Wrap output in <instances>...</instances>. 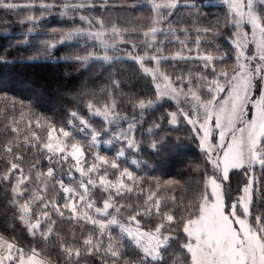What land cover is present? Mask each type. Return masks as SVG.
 Listing matches in <instances>:
<instances>
[{
    "label": "snow or ice",
    "instance_id": "obj_1",
    "mask_svg": "<svg viewBox=\"0 0 264 264\" xmlns=\"http://www.w3.org/2000/svg\"><path fill=\"white\" fill-rule=\"evenodd\" d=\"M148 2L154 13L153 25L159 22L158 17L161 10L171 12L183 4V0H148ZM225 3L228 4L229 11L233 16L231 21L233 26L238 28L241 23L252 26V42L256 45L257 51L254 55L245 57L243 49L246 47L247 33L238 32L235 41L237 65L232 73L223 70L218 72L215 67L214 62L225 60V56L206 52L195 57L203 62L204 69H211L214 76L212 80H208L207 77H199L201 82L208 84L207 91L211 94V99L206 102L201 100L200 95L192 87L191 76L187 80L183 76H177L175 79L178 83L174 86L172 78L159 68L164 60H184L193 59V57H185L180 53L168 57L149 54L148 51H145L142 55L130 58L139 62L143 72L154 81H160L154 84L155 102L139 100L134 107L138 108L140 113L129 117L119 114L116 111V101L111 99L107 89L102 90L105 97L109 98V103L97 107L98 102L94 103L89 99L85 106L91 116L99 117L104 122V127L99 132L76 111L69 112V116L72 118L68 121L69 125L89 139L88 147L99 148L102 143L107 144L109 149L115 146L117 151L114 159L110 160L107 156L101 155L99 151L86 153L85 145L78 141L66 143L65 141L72 137V132L63 127L57 129L54 124H50L46 129V141L41 140L36 132H31V140L36 141L39 148L48 153L46 160L51 165L47 168L46 173L35 172V180L42 185L39 191H46L49 181H55L54 187L58 186L63 192L64 202L62 204L46 199L38 191L26 192L27 183L31 181L32 177L24 174L19 163L9 161L8 171L0 174V181L10 182L13 178L15 180V183L10 185L13 195L10 204L17 209L18 218L25 224L29 235L42 240L56 235L65 264H81V261L88 257L98 258V264H153V262L165 264L164 253L170 248V241L176 239L172 235L171 226L177 222L178 217L174 215L176 209L173 207L177 203L176 196H167L163 193L166 189L171 190L174 186H178L180 182L173 180L165 181L163 184L155 182V189L149 188L146 191L140 186V181L143 178L136 176L127 167L121 170L116 160L125 159L127 163L141 170L143 167H147V162L137 159L128 160L127 157L138 155L141 152L142 144L146 149L158 153L166 142L163 138H153L159 136L158 130L160 129V125L155 123L146 129V140L138 141L136 139L138 126L142 127L144 121L142 113L148 109H154L165 99L176 101L178 105L181 98L191 105L194 115L190 116L178 107L177 112L167 114L168 123L177 126L179 115L192 125L194 130L199 129L196 131L199 146L213 172V175L208 176L203 182L202 192L187 201L189 206L186 209L187 217H179V222L183 224L182 232L186 235V242L183 243L182 248L188 254L190 264H264V215H253L251 210L255 185L258 183L255 169L259 166L264 170V90L261 91L259 99L251 98L252 91L256 87L255 81L259 80L264 87V0H225ZM86 6L93 5L65 3L62 14L66 15L69 11ZM141 6L140 0L135 4L125 5V7L133 9ZM54 7H56L54 3H46L44 0H40L39 3H36V0H30L23 4L12 2V0H0V8L9 10L17 8L51 10ZM190 7L196 8L197 5L192 4ZM196 15L199 13L197 12ZM79 19L86 21L90 26L92 25V21L87 17L80 16ZM27 21L35 24L37 18L28 16ZM96 24L99 26L96 31L89 28L37 33V35H55L57 37L55 41H43L40 46L51 52L62 45H79L80 40L83 39L84 44L81 45V49L85 54L68 58L69 62L81 65L101 62L111 66L113 62L122 59L120 56L108 53L110 50L113 53L119 51L118 43H128L135 49L136 43L124 39L127 35L141 36L143 38L141 43L145 49L159 52L155 46L162 43L158 40V36L164 33V30L159 27L153 26L139 32L136 30L129 32L127 29L118 28L115 24L110 30H105L104 21L100 19L96 20ZM32 31L29 29L28 34H31ZM182 31L187 35V29ZM195 32L194 43L198 53L202 43L201 35H219L211 28H198ZM167 35L176 36V32L170 29ZM109 36L111 40L107 39ZM116 38H119L118 43ZM241 38L245 42H241ZM97 42L102 46V54H98L95 50L88 51L89 48L95 49ZM22 43L31 46L30 40L27 38ZM176 43L184 45L186 48L185 41L180 40L179 36H176ZM203 43L211 42L205 40ZM241 59L246 62L240 63ZM146 60L155 62L156 67H145ZM6 63L7 61L0 60V64ZM221 78L227 82L226 85L220 83ZM185 83L188 85L187 92L184 91ZM112 87L118 89V82L113 80ZM226 88L227 97L217 106V96ZM91 95L94 96L95 93ZM3 99L6 101V107L0 108V114H6L8 111L18 112L20 119H25L26 114L22 109L26 106L23 102H19L20 107L18 108V102L14 98L3 97ZM249 104L255 111L250 120H245L244 115ZM200 110H202L203 123L200 122ZM213 119L215 120L214 126ZM73 121L78 122L81 127L77 128ZM119 121H125L126 127H118L116 131H113V126L117 125ZM237 121H240L243 127L237 128ZM12 123L16 124L18 121L13 120ZM25 123L31 129L33 121L26 120ZM35 127L37 129L42 127L39 119L35 121ZM213 130L218 133V142L215 144L212 143ZM11 132L17 133L19 129L13 126ZM102 136L108 138L103 139ZM22 143L28 147L37 146L30 143L28 135L24 136ZM5 151L9 154L13 152L11 141L5 146ZM86 155H91L94 161L88 165L87 170L82 164ZM15 159L22 160V157L16 155ZM69 159L74 163L71 165L68 178L74 180L72 170L79 173L82 178L76 187L66 186L62 177L57 178L59 166L68 162ZM35 168L36 165H33L30 173ZM102 168L104 175L98 176V184L104 189L108 199L102 202L101 207H96L89 188L97 186V181L92 180L89 174L99 173ZM108 168L119 171V178L115 182L106 179ZM234 170H244L247 180L241 189L242 195L237 197L235 202L229 204L228 211H226L224 182L229 180L230 172ZM85 177H88L87 183H84L83 178ZM125 193H135L143 197V204H120L115 200V197H123ZM26 195L29 197L28 199H24ZM37 201L39 204H36ZM34 204L39 209L38 212L33 211ZM193 206L194 213L191 211ZM238 208L240 215L237 214ZM78 209L80 210L78 211ZM65 210H67V216ZM125 212L129 214L125 216ZM52 214L77 223L90 224L99 232V236L88 234L78 242V247L74 246V243H64L58 234L54 233L55 221L51 219ZM144 217L152 219L154 225L152 228L145 230L142 226L141 219ZM250 219L254 221V225L249 223ZM112 226H116L120 230L121 235L118 239L111 234ZM42 228L45 230L42 231ZM101 237H106L107 242L105 243ZM125 241L135 249V258L132 260L127 258ZM0 264H48V262L37 249L29 248L25 251L15 241H9L0 236Z\"/></svg>",
    "mask_w": 264,
    "mask_h": 264
},
{
    "label": "trees",
    "instance_id": "obj_2",
    "mask_svg": "<svg viewBox=\"0 0 264 264\" xmlns=\"http://www.w3.org/2000/svg\"><path fill=\"white\" fill-rule=\"evenodd\" d=\"M13 1L21 2L26 0ZM103 1L107 6L104 8L99 6L97 11L100 14L98 16L109 18L110 22L117 25L124 22L125 26L129 28V32L132 30L139 32L148 27L147 24L151 15V8L148 5L142 4L141 7L133 9L119 4L118 2L121 0ZM126 1L134 2L136 0ZM192 4L197 5V7H190ZM91 11V9H85L82 10V13H90ZM197 12L199 15H196ZM60 13L62 12L57 6L51 10L40 8L9 10L0 8V60L7 61L6 64H0V108L6 107V101L3 97L14 98L18 102V108L20 107L19 102H23L26 106L22 109L26 114L24 120L20 119L18 112L8 111L6 114H0V174L8 171L9 161L19 163L24 174L32 177L31 181L27 183L26 192H29L28 190L32 186H42L35 180V172L46 173L47 168L51 166L46 160L48 153L43 152L37 142L31 140V132H36L41 140L46 141V129L50 124H54L57 129L63 127L65 130L72 132V137L68 138L65 141L66 143L78 141L85 145L86 153L99 151L101 155H105L111 160L115 158L116 147L113 146L109 149L107 144L102 143L99 148H89V139L69 125L68 121L72 119L69 116V112L76 111L99 132L104 127V122L99 117L91 116L85 106L89 99L93 100L94 103L98 102L97 107L109 103V98L105 97L102 90L107 89L111 99L116 101V111L129 117L140 113V110L134 107L139 100L156 101L154 80L143 72L139 62L131 58L123 56L122 59L113 62L111 66L101 62L81 65L69 62L68 58L73 57V55L85 54L81 49V45L84 44L81 43L82 39L79 45H62L51 52L41 47L40 44L43 41H55L57 37L55 35H37V33L70 31L77 22V19L65 18ZM28 16H35L37 23L28 22ZM162 20L164 33L158 36V40L162 43L155 46L159 49V52L148 51L152 54L168 57L176 56L177 53L185 57H193V59L184 60H164L162 65L165 66L167 72L174 79L177 76H183L187 80L191 76L193 79L192 87L199 92L201 100L206 102L211 99V94L207 91L208 84L201 82L199 77H207L208 80H212L214 76L211 73V69H204L202 67L203 62L195 59V57L206 52L217 56H225V60L214 62L218 72L223 70L232 73L237 65V51L232 41L235 26L231 23L232 19L228 6L225 3L211 0H185L177 9L171 12L167 11ZM198 28H211L214 32L219 33V35L212 36L201 35L202 43L199 53L194 43L196 39L195 30ZM29 29L33 30L31 34H28ZM170 29L175 30L176 36H179L180 40L185 41L186 48L184 45L176 43V36L167 35ZM183 29L188 30L187 35L183 33ZM26 34L28 35L26 36ZM25 38L30 40L31 46L22 43ZM124 39L139 45V49L132 51L134 56L143 52L141 43L143 38L141 36L135 34L127 35ZM205 40L211 43H203ZM124 45L131 48L128 43H124ZM122 54L125 53L122 52ZM113 80L118 82V89L112 87ZM177 83L175 79V84ZM220 83L222 85L227 84L222 78ZM255 84L253 98L259 97L261 91L264 90L262 82L257 80ZM187 90L188 85L185 83L184 91ZM92 93H95V95H91ZM226 93L227 88L224 92L218 94L217 101ZM178 107L186 110L190 109L194 113L191 105L182 98L178 105L176 101L165 99L157 104L154 109H148L142 113L144 121L142 122V127L138 126L136 139L138 141L146 140V129L155 123L160 125V129L158 130L159 136L153 138H163L166 142L158 153L146 149L142 144L141 152L138 155H129L127 157L128 160L137 159L141 162H147V167H143V170H141L127 163L125 159L116 160L121 170L127 167L136 176L143 178L140 181V186L146 191L149 188L154 190L155 182L161 184L168 180L180 182L178 186H174L171 190L166 189L163 193L167 196H176L177 203L173 207L176 209L174 215L178 217L177 222L171 226L172 235L176 239L170 241L171 246L164 253L165 264H190V258L182 248L183 243L186 242V235L182 232L183 224L179 222V217H187L188 212L186 209L189 207L187 201L192 200L194 195L198 196L202 192L203 182L208 176L213 174L211 165L208 163L204 152L200 149L199 140L193 127L187 123L177 126L168 123L167 114L178 109ZM200 112L202 116V110ZM37 119L42 125L39 129L35 127ZM13 120L18 121V123L13 124ZM26 120L33 121L31 129L26 126ZM73 124L77 128L81 127L76 121H73ZM13 126L17 127L19 132H11V127ZM118 127H126V122L119 121L117 125L113 126L112 130L116 131ZM25 135L30 137V143L37 146L28 147L24 145L22 141ZM102 138L107 139L108 137L102 136ZM10 141L13 147L11 154L5 151V146ZM174 150L177 151V154L183 152L184 155L178 157L172 153ZM16 155L21 156L22 160H16ZM93 162L92 156L86 155L84 161H82L85 170ZM73 163L69 159L68 162L58 168L57 178L62 177L65 185L82 179L79 173L74 170H72L74 180L68 178V173ZM33 165H36V168L30 173ZM89 175L92 180L97 181V186H90L93 192L92 197L97 200L108 198L104 189L99 187L98 184V176L104 175V169L102 168L99 173H90ZM255 176L258 178V183L255 185L251 210L253 215H264V170L257 166ZM118 178L119 171L117 169H107V180L115 182ZM83 180L88 182V177L83 178ZM246 180L247 177L244 175V170L230 172L229 180L224 182V197L227 206L242 195L241 189ZM14 183V178L10 182L0 181V231L15 239L17 238L24 245L41 249L48 244V240L38 242L30 236L26 226L18 218L17 209L10 204L13 199L10 185ZM54 185L55 181H49L48 186H53L52 189L54 191L61 192V189L58 186L54 187ZM40 189L38 187V191ZM28 198L27 195L24 197V199ZM115 200L120 204H143V197L135 193H125L123 197H115ZM34 207L35 205H33ZM191 211L195 212L194 206ZM238 212L240 213L239 208ZM128 214L127 212L124 213L125 216ZM54 217L57 216L52 218ZM60 220H52L55 221L53 228L54 233L58 234L64 243H74V246L78 247V242L88 234V231L94 236H99V232L93 226L88 225L89 227H86L82 223L75 221ZM249 223L254 225V221L251 219ZM141 224L147 230L154 226L152 219L149 217L142 218ZM112 232L116 236L120 237L121 235L117 229ZM49 240H55L54 244L58 246L56 235L50 237ZM125 251L128 253V259L132 260L135 258V249L127 241H125ZM95 259L98 263V258ZM95 259H91L92 264H94ZM83 261L88 262V258L82 260L81 263ZM153 264H158V262H153Z\"/></svg>",
    "mask_w": 264,
    "mask_h": 264
},
{
    "label": "rangeland",
    "instance_id": "obj_3",
    "mask_svg": "<svg viewBox=\"0 0 264 264\" xmlns=\"http://www.w3.org/2000/svg\"><path fill=\"white\" fill-rule=\"evenodd\" d=\"M211 1H216V2H221V3H225V0H211ZM13 2H15V1H13ZM28 2H30V0H26V1H21V2H15V3H20V4H23V3H28ZM40 2V0H36V3H39ZM44 2H46V3H54L57 7H59L60 8V12H63V5L65 4V3H70V4H81V3H87L88 5H93V6H91V7H88V6H86V7H84V8H76V9H74V10H72V11H69L66 15H63L62 13H60V15L61 16H63V17H65V18H67V17H70V18H74V19H77V22L75 23V25L72 27V29L71 30H75V29H89L90 28V30H92V31H96V30H98L99 29V26L96 24V20L97 19H100V20H103L104 21V29L105 30H110L111 29V27H112V25L113 24H115L118 28H120V29H127V30H129V28H127L126 26H125V24H124V22L123 23H121V24H119V25H117L116 23H112V22H110L109 21V18H105V17H100V16H98V14H100V13H98V8H99V6H102V8H104L105 6V3H104V1L103 0H44ZM138 2V0H136V1H134V2H132V1H126V0H121V1H119L118 3L119 4H123V5H132V4H135V3H137ZM140 2L142 3V4H146V5H148L150 8H151V6H150V3L148 2V0H140ZM183 2H185V0H183ZM227 6H228V4L227 3H225ZM85 9H91L92 11L90 12V13H82V10H85ZM228 9H229V7H228ZM169 12V11H168ZM167 13V11L166 10H161V14H160V16L158 17V20H159V22L156 24V25H153L152 24V18H153V15H154V13H153V11L151 10V15H150V21H149V23L147 24V28H149V27H153V26H155V27H159V28H161V29H163V27H162V19L164 18V15ZM97 14V15H96ZM80 16H84V17H87L89 20H91L92 21V25L90 26L86 21H82V20H80L79 19V17ZM230 16H231V19H233V16H232V14L230 13ZM147 28H145V29H143V30H146ZM70 30V31H71ZM235 32H234V37H233V39H232V41H233V43H234V45H235V41L237 40V33L238 32H240V33H247V38H246V47L243 49V53H244V56L245 57H250V56H252V55H254L255 53H256V51H257V49H256V45L252 42V26L250 25V24H247V23H241V25H240V27H235V30H234ZM125 38V37H124ZM107 39H109V40H111V37L109 36V37H107ZM117 39V43H118V40H119V38H116ZM241 42H245L244 41V39L243 38H241ZM82 44L84 43V40L82 39V42H81ZM137 45V44H136ZM118 48H119V51H116L115 53H113V51L112 50H110L109 51V55H113V54H115V55H117V56H120V57H122L123 58V56L124 57H128V58H130L131 56H134V54H132V51L133 50H137V49H139L140 47H139V45H137L136 46V48L135 49H133L132 47V49L131 48H129V47H127V46H125L124 44H120V43H118ZM93 50H95L98 54H102V46L101 45H99V43L97 42L96 43V45H95V49H93V48H91L90 49V51H93ZM142 50H143V52L142 53H140L139 55H142L145 51L144 50H146V51H148L149 49H145L144 48V46H143V44H142ZM150 51V50H149ZM148 51V52H149ZM237 51V50H236ZM122 52L123 53H125V54H122ZM149 54H152L151 52H149ZM136 55V54H135ZM73 56H75V55H73ZM236 56H237V52H236ZM246 61L245 60H243V59H241V61H240V63H245ZM253 63H255V62H253ZM144 66L145 67H149V68H153V67H156V65H155V62H152V61H145V63H144ZM159 68H160V70L164 73V74H166V75H168V76H170L171 78H172V80H173V85L174 86H176V84H175V79L171 76V74L169 73V72H167V70L165 69V66H163L162 65V62H161V64L159 65ZM160 81H154V84L155 83H159ZM194 89V88H193ZM195 90V89H194ZM195 91H197V90H195ZM185 92H187V91H185ZM255 92V88L253 89V91H252V96H251V98L253 99V100H256V99H259V97H254L253 98V93ZM197 93L199 94V92L197 91ZM200 95V94H199ZM227 97V93H226V95H224L222 98H220L218 101H217V106H219V104L225 99ZM185 112H187L190 116H192V115H194V113H192L191 111H190V109L189 110H186V109H184V108H182ZM178 111V109H176V110H174V111H172V112H177ZM254 108H253V106L251 105V104H249L248 106H247V110H246V113H245V115H244V119L245 120H250L251 118H252V116L254 115ZM171 113V112H170ZM178 121H179V123H178V125H180V124H182V123H187L186 121H185V119L182 117V116H179L178 115ZM200 122L201 123H203V117L201 116V119H200ZM212 123H213V126H214V123H215V120L213 119V121H212ZM188 124V123H187ZM192 126V125H191ZM236 127L237 128H239V127H243V124L240 122V121H237V123H236ZM199 129H195L194 131L196 132V131H198ZM218 142V133H217V131L216 130H213V132H212V143L213 144H215V143H217ZM173 154H175V155H177L178 157H181V156H183L184 155V153L183 152H180L179 154H177V151H173L172 152ZM166 156V155H165ZM213 175V174H212ZM211 176V175H210ZM81 179H79V180H75L72 184L71 183H67L66 184V186H73V187H76L77 185H78V183H79V181H80ZM84 183H87L86 181H84ZM38 187H40V188H42V186H32L28 191L29 192H32V191H38ZM53 186H48V189L46 190V191H41V192H39V194L40 195H42V196H45L46 197V199H48V200H54L56 203H58V204H62L63 202H64V200H63V192H62V190H61V192L60 191H54L53 189ZM60 190V189H59ZM89 191H90V194H91V197H92V195H93V192H92V189L91 188H89ZM92 199L95 201V206L96 207H101L102 206V202L105 200V199H101V200H97V199H95V198H93L92 197ZM106 199H108V198H106ZM22 202V201H21ZM36 204H39V201H37L36 202ZM36 204H34L35 205V207L33 208V211L34 212H38L39 211V209L36 207ZM226 204V203H225ZM80 209H78V211H79ZM226 211H228V208H227V205H226V209H225ZM111 211V210H110ZM90 214H92L91 212H90ZM237 214L238 215H240V213L238 212V209H237ZM65 215L67 216L68 215V213H67V210H65ZM53 216H57V215H55V214H52V216H51V219L53 220H57L58 219V221H61L60 219H64V218H61V217H59V216H57V217H54V218H52ZM97 218H99V217H97ZM68 220V219H67ZM121 222H123V221H121ZM82 223V225H85L86 227H89V226H92V225H90V224H84L83 222H81ZM25 225V224H24ZM89 225V226H88ZM118 230L119 232H120V230H119V228L118 227H116V226H112L111 227V229H110V231H111V234H112V236L114 237V238H117L118 239V237L119 236H116L112 231L113 230ZM42 231L43 230H45V229H41ZM145 230H147V229H145ZM88 234H92L91 232H89L88 231ZM88 234H86V236L88 235ZM0 236H3L4 237V239H6V240H9V241H15L16 242V244L18 245V246H20V247H22V248H24L25 249V251H27L29 248H35V249H37L40 253H41V256L48 262V264H65V261H64V258H63V255H62V253H61V251H60V249H58V246H56L55 244H54V241L53 240H49V239H47L48 240V244L46 245V246H43L41 249H38L37 247H34V246H28V245H24V244H22V243H20L18 240H17V238L15 239L14 237H12V236H9L7 233H5V232H2V231H0ZM102 239H104L105 240V243L107 242L106 241V237H101ZM38 242H41L42 241V239H40L39 237H36L35 238ZM36 240H34L35 242H37ZM59 250V251H58ZM91 259H92V257H88V262L87 261H83L81 264H92L91 263ZM94 259V258H93ZM94 264H98L97 262H96V259H95V262H94Z\"/></svg>",
    "mask_w": 264,
    "mask_h": 264
}]
</instances>
